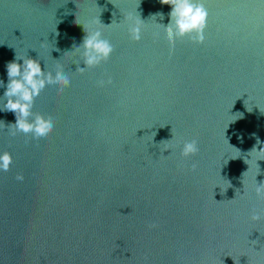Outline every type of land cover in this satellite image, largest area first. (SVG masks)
<instances>
[{
	"label": "water",
	"instance_id": "water-1",
	"mask_svg": "<svg viewBox=\"0 0 264 264\" xmlns=\"http://www.w3.org/2000/svg\"><path fill=\"white\" fill-rule=\"evenodd\" d=\"M197 2L202 45L168 42L160 0H0V154L13 158L0 171V264H264V220H250L264 211V160L249 155L264 147V0ZM82 25L114 48L83 75ZM16 57L71 81L35 99L55 124L43 143L10 135L16 117L2 111Z\"/></svg>",
	"mask_w": 264,
	"mask_h": 264
},
{
	"label": "clouds",
	"instance_id": "clouds-1",
	"mask_svg": "<svg viewBox=\"0 0 264 264\" xmlns=\"http://www.w3.org/2000/svg\"><path fill=\"white\" fill-rule=\"evenodd\" d=\"M160 3L171 8V12L169 13L170 22L165 27L166 37L170 44L174 45L175 41L182 40L185 37H188L190 42L195 45H202L204 43V31L207 24L208 11L203 3H199L197 0H160ZM157 15H160L161 19H163L162 14ZM126 21L128 23L130 39L134 42H139L141 40L142 29L144 28L141 19L128 15ZM93 23L95 22L93 21ZM82 26L85 36L82 43L75 48L76 53L81 55L85 65L84 68H80L77 65L76 72L81 75L84 74L85 68L94 69L102 63H106L114 52L113 46L107 39L102 38V32L98 28L94 29L90 26ZM41 47H46V45L42 43ZM19 60H22L23 63L14 61L7 64L8 83L3 94L4 101L6 100L7 102L4 103L2 111L15 114L16 122L8 126L10 135L15 136L17 133H23L25 136H28L30 134L32 140L43 143L53 133L55 124L52 118H45L39 113H33L32 109L35 99L46 88H51L56 91L57 96H62L64 91L70 87L71 81L60 68H57L53 74L51 71L43 70L38 60L16 57V61ZM112 83L113 81L109 77L106 80H99L97 86L104 88L111 86ZM0 87H5L3 81H0ZM259 144L260 141L257 139V145ZM169 150H171V145L165 144L163 152ZM198 151L197 140L186 141L183 143L181 157L187 159L195 156ZM249 155L252 158L255 157V162L258 166L257 161L264 160V147H261L258 151L257 147L254 146ZM249 161L245 160V163L250 167ZM12 164L13 158L9 152L5 151L3 154H0V171L8 172ZM191 170H196L195 164ZM248 171L242 175L244 176ZM16 180L23 182V175L18 174ZM255 194L258 199L264 201V183H260L255 187ZM250 220L254 223L264 220V211L259 213L253 211ZM156 227L157 225L155 224L150 225V228Z\"/></svg>",
	"mask_w": 264,
	"mask_h": 264
}]
</instances>
